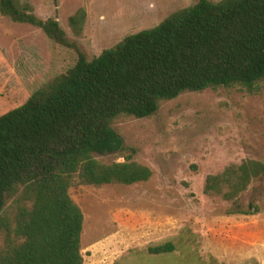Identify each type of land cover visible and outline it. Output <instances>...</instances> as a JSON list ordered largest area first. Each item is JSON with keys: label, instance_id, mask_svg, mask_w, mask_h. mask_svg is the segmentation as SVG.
Segmentation results:
<instances>
[{"label": "trees", "instance_id": "16d2710c", "mask_svg": "<svg viewBox=\"0 0 264 264\" xmlns=\"http://www.w3.org/2000/svg\"><path fill=\"white\" fill-rule=\"evenodd\" d=\"M0 13L77 53L71 68L0 115V227L6 240L0 264H84L83 213L70 186L132 184L152 174L129 156L96 159L123 149L116 119L150 116L185 91L234 84L251 89L264 78V0H198L92 59L55 18H40L22 0H0ZM85 20L84 8L68 17L74 35H81ZM259 178L264 163L245 159L207 175L203 191L234 201ZM8 203L10 224L2 216ZM171 249L166 243L149 250Z\"/></svg>", "mask_w": 264, "mask_h": 264}, {"label": "rangeland", "instance_id": "374dc122", "mask_svg": "<svg viewBox=\"0 0 264 264\" xmlns=\"http://www.w3.org/2000/svg\"><path fill=\"white\" fill-rule=\"evenodd\" d=\"M42 19L55 18L87 59L126 35L158 24L198 0H22ZM217 2L219 0H210ZM86 11L81 35L68 17ZM77 53L38 27L0 13V115L66 72ZM113 127L123 149L96 159L129 156L150 168L146 181L100 186L75 182L68 193L83 213L84 264H264V178L234 201L204 193L207 175L245 159L264 163V78L185 91L154 114L121 116ZM3 218L10 224L8 203ZM166 243L163 253L150 248ZM6 248L0 227V253Z\"/></svg>", "mask_w": 264, "mask_h": 264}]
</instances>
